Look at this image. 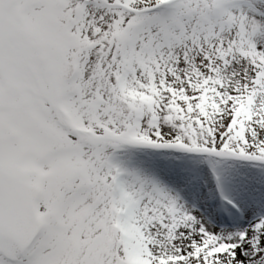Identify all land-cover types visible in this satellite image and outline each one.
I'll return each instance as SVG.
<instances>
[{"label": "snow or ice", "instance_id": "6c2138e0", "mask_svg": "<svg viewBox=\"0 0 264 264\" xmlns=\"http://www.w3.org/2000/svg\"><path fill=\"white\" fill-rule=\"evenodd\" d=\"M0 264H264V0H0Z\"/></svg>", "mask_w": 264, "mask_h": 264}]
</instances>
